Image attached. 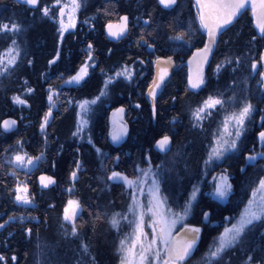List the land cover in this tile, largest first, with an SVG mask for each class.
Instances as JSON below:
<instances>
[{"label":"trees","instance_id":"1","mask_svg":"<svg viewBox=\"0 0 264 264\" xmlns=\"http://www.w3.org/2000/svg\"><path fill=\"white\" fill-rule=\"evenodd\" d=\"M55 3L40 0L31 7L19 0H0V23L21 25L18 33H0V51L4 42L15 39L19 48L21 43L19 59L0 74V120L8 115L19 120L15 131L6 133L0 128V256L4 257L0 264H120L122 229L114 228L110 221L128 205L130 190L107 177L113 170L135 175L148 162L157 167L161 189L173 208L180 209L198 186L187 222L208 232L200 233L194 253L184 264H204L225 216L238 212L264 178V157L247 161L251 153L264 152L259 138L264 130V79L260 75L264 65L255 71L251 68L264 53V36L257 35L249 7L218 33L205 62V83L192 89L188 54L194 47L204 49L208 37L199 17L194 18V0H177L168 8L158 0H82L78 17L82 26L64 36L60 35ZM46 6L48 16L41 11ZM126 14L137 24L134 32L110 40L105 24ZM178 35L188 38L181 56L174 41ZM144 43L151 45L148 57L142 54ZM89 49L95 66L81 85L67 88L60 74H73ZM159 56L172 57L174 68L153 98L148 89ZM123 63L133 64L132 78L120 76L108 84L109 98L92 111L91 139L73 135L78 100L98 93L104 79ZM218 64L222 65L219 70ZM49 85L61 88L54 107L47 99ZM209 96L224 103L197 121L194 112ZM13 97L26 103H16ZM245 102L254 111L245 121L237 149L221 161L206 164L225 118ZM49 107L52 117L41 131ZM115 109H123L119 114L127 131L124 141L120 138L118 143L112 139ZM165 135L171 143L161 151L156 143ZM17 155L41 159L25 167L15 162ZM77 163L80 168L72 180ZM212 169H224L230 176L232 192L225 204L208 192L206 172ZM41 176L52 177L55 183L45 188ZM18 183L28 186L32 204L15 201ZM70 199L79 201L82 208L75 221L77 235L63 219ZM205 213L218 224L205 223ZM248 256L253 260L248 261ZM214 264H264V220L254 222L241 241Z\"/></svg>","mask_w":264,"mask_h":264},{"label":"snow or ice","instance_id":"2","mask_svg":"<svg viewBox=\"0 0 264 264\" xmlns=\"http://www.w3.org/2000/svg\"><path fill=\"white\" fill-rule=\"evenodd\" d=\"M159 4L168 8L174 6L177 3V0H158ZM23 3L31 7H35L40 3V0H23ZM56 4H59V0H56ZM55 6V5H53ZM198 6V15L201 27L207 30L211 44L216 43V37L218 33H222L228 25L232 24L233 21L248 7H251L254 14L257 12V7L260 11L258 14L257 27L262 35H264V0H259L257 5L254 0H197ZM71 8V11L74 12L81 7L80 0H71V5L65 4L60 8L59 17H60V31L61 34L67 30V28L74 27V23H69L65 25L64 15L65 9ZM208 9L207 13L204 9ZM42 14L48 16L50 14L49 7L42 8ZM69 20H72L71 14H69ZM120 24L107 25V33L110 37L121 38L123 37L128 30V17H120ZM115 28V30H113ZM21 31V25L17 23H0V33H18ZM176 39H183V37H177ZM255 39V37L253 38ZM91 47V45H89ZM151 47V45H149ZM212 51L211 45H205L204 49H201L199 54L202 55L203 60L207 61L208 54ZM19 55V45L15 39L11 40L10 47L6 53V56L9 57L6 60L0 59V64L4 66L0 68V74H3L8 71L9 67L16 63V59ZM171 58H169L170 60ZM238 59V58H237ZM31 63V62H29ZM54 63V61H50ZM258 63L264 64V53L260 55L258 62H253L251 68L255 71L258 67ZM89 65L85 63L79 70V72L71 77L70 80L65 83H79L88 74ZM222 65H217V70H219ZM167 69L162 68L160 70V76L158 81H154V87L150 90L149 95L155 98L157 95V90L162 86L165 77L167 76ZM117 76H124L127 79L132 78V72L127 68V66L121 71L116 73ZM262 79H264V72L260 73ZM112 82V78L109 77L108 81L105 83V87ZM205 83L203 77L202 66L198 65L195 74L189 76V86L192 89H199ZM29 93L33 91L31 88L28 89ZM104 92H101V95H104ZM58 95L50 91L47 99L51 102L53 101V96ZM99 99V97H97ZM14 102L25 104L26 101L21 100L19 97H13ZM96 100L83 101L79 107L81 109L80 113V122L77 125V131L73 135H78L84 131V125L87 124V113L89 111V105L95 104ZM224 101L219 98H214L209 96L202 105L194 112V116L197 121H200L205 118V116L211 115V110L215 109L218 105H223ZM118 111H123L120 109ZM254 111V107L251 103H243L240 106L238 112H233L227 116L223 122V131L218 132L216 136V146L212 148L209 153L208 159L205 161L206 164H211L215 160H219L225 156L226 153H229L233 150H236L238 147L237 141L242 134V130L245 125V121L251 116ZM52 115V109L49 107V111L45 116L43 122L41 123V131H44L48 125L49 118ZM15 121L5 120L3 121L2 127L4 130H10ZM231 128L235 129L233 133L230 130ZM227 134L231 139H224V134ZM121 138V131H114L112 134L113 141H118ZM259 138L261 141H264V132H260ZM171 143V138L165 135L162 139L158 140L156 147L161 151H166L168 146ZM257 156H264V152L257 153L256 156H249L247 159L249 161L256 160ZM41 159V157H28L27 165H24L25 157L17 155L15 157V162L22 166L28 167L35 163V161ZM80 168L79 163H77V169L71 173V179L75 180L77 172ZM243 170V169H242ZM142 176L146 177L149 175V171L141 170ZM109 181L118 184H127L129 187L139 186V192L143 194L144 189L142 185L146 183L142 177H136L135 179H129L127 175H124L121 172L113 170L111 175L107 177ZM219 182L214 187V196L217 199H225L231 192L232 185L229 182V175L226 170L218 178ZM41 185L47 188L49 185L54 184L55 180L52 177L41 176L40 177ZM152 184L155 186L153 190L149 192V201L148 205L145 207L143 204H140L137 201L135 195L132 197V205L129 206V211L135 213L137 209H141L138 214V219L134 222L133 234L125 237L121 241V251L125 253L124 258L121 261V264H183L185 259L189 257L193 249L195 248L198 239L200 229L198 227L188 228L187 231L193 235L189 239L176 240L173 238V229L177 224L183 225V222L191 213L192 201L196 199V194L199 191L198 186H194L193 192L191 193L190 199L185 202V204L180 208L179 211H173L170 206H167V198L159 196V187L158 180L153 179ZM264 190V178L259 180V187L253 191L252 196L255 197L257 192ZM71 191V189H69ZM15 201L22 203L24 205H30L33 203L32 198L28 195V188L26 186H21L19 183L15 189ZM82 211L80 202L77 200H68L66 206L63 209V219L69 222L72 225V234L77 235L78 229L76 227V219ZM150 214L152 223L154 225H159V231L153 227V238L150 243L145 244L141 237L146 238V233L144 232V217L145 215ZM208 213H205L207 218ZM127 215H121L116 213L113 215L110 223L114 228H119L121 220H127ZM264 220V196L261 197L259 202L254 199L248 201V206L245 208L244 212L241 214L239 220L232 224L231 227L225 228L224 232L216 238V244L205 254L204 264H214V262L219 261L227 250L233 248L237 243H239L242 237L246 234V231L249 230L250 226L254 225V222ZM3 225H0L2 227ZM29 233L31 229L27 230ZM134 235L135 239L131 240L129 245L127 242L131 239V236ZM137 245H139V252H137ZM162 246V247H161ZM85 252H87V246H85ZM162 252L164 258H162ZM4 257L0 256V260H3ZM15 259V257H13ZM248 261H252L253 257L248 256Z\"/></svg>","mask_w":264,"mask_h":264},{"label":"rangeland","instance_id":"3","mask_svg":"<svg viewBox=\"0 0 264 264\" xmlns=\"http://www.w3.org/2000/svg\"><path fill=\"white\" fill-rule=\"evenodd\" d=\"M80 2H82V0H80ZM65 4L71 5V0H59V4H57L58 5V8H57L58 9L57 10V19H58V23H59V30H60V22H59L60 17H59V12H60V8L63 5H65ZM81 7H82V4H81ZM81 7L78 10L74 11V12L71 11V8L70 7L65 9V15L63 17L65 25H68L69 23H74V25L76 24V22L78 20V17H79V11L81 10ZM69 14H71V16H72V20L71 21L69 20ZM73 28L74 27H70V28H67V30H70V29H73ZM61 36H62V34H61ZM209 42L211 44V41H209ZM10 44H11L10 42H8V43H5L4 42V45L2 46V49L0 51V59H4L5 63H6L7 58H9V57L6 56V53H7L8 49H9V47H10ZM211 47H212V44H211ZM20 52H21V43H20V48H19V55H20ZM199 52H200V50L198 51V55H199ZM19 55H18V57H17L16 60L19 59ZM209 55H210V53L208 54V56ZM169 58H171V59L169 60ZM85 63H87L89 65V67H88V74H90V71H91L92 67L95 66V64H96V61H95L94 56H93V52L90 49H89V51H87V55L85 56L84 62L81 65H79V67L76 70V73L73 76H75L79 72L80 68L82 66H84ZM3 66H4L3 64H0V68H2ZM126 66H127V68L130 71H132V66H133L132 63H125V64L123 63V64H121L119 67H116L117 69H115V71L109 76V77L112 78V82L120 78V76H117L116 73L121 72ZM260 66H261V63H258L257 69ZM154 68H155V70H154V75L155 76H154L153 81L151 83V87H149V89H148V93L150 92V89H152L154 87V81H158V78L160 76V70L162 68L168 70L167 76L165 77L164 82L168 79V77L170 76V74L172 72V69L174 68V60H173L172 57H162V56H159V57H157L154 60ZM109 77H107L106 79H104L105 82L103 83V85H101V83H102V81H101V83H100L101 86L100 87L98 86L99 87L98 93H95V95L92 96V97H82V98H80L78 100V102L76 104L77 111H75V125H76V131H77V125L80 122V113H81V109H80L79 105L83 101H85V100H87V101L96 100V103L95 104H90L89 105V111L87 113V120H88V122H87V124L84 125V131L82 133L78 134V136L81 139L82 138L83 139H88V140L91 139V136H92L91 124H92V121H93L92 120V117H93L92 111H93L95 105H97L101 101L109 98L108 87H105V83H106V81H108ZM122 78H124V76H122ZM125 79H127V78H125ZM127 80H130V79H127ZM73 83H75V82H73ZM159 89L157 90V92L159 91ZM50 91L52 93H54V94H58V92H59L56 87H51L50 88ZM50 91H49V94H50ZM101 92H104L105 94L104 95H101ZM56 97H57L56 95L53 96V101H51L52 102V104H51L52 107H54V105L56 103ZM97 97H99V99H97ZM214 98H218V97H214ZM118 110L119 109L113 110V116L111 117V121L113 122L111 127H112V130H114V131H117L118 128L121 127L120 124H119V122L120 123H123V124L125 123V120H124L123 116L119 114V111ZM47 113L45 114V116L47 115ZM51 117H52V115H51ZM50 118H49V121H50ZM230 130L233 133L235 132V129L234 128H231V126H230ZM222 131H223V128H222ZM262 132H264V130ZM242 133H243V130H242ZM223 138L224 139H231L230 137L227 136L226 133L224 134V137ZM261 142H264V141H261ZM214 146H216V144H214ZM260 152H262V151L253 152L250 155H248L247 157H249V156H256V154L257 153H260ZM20 156L25 157L24 162H27V158L28 157H31V156L26 157L25 155H20ZM259 157H264V156H257V158H259ZM32 158L34 159L36 157H32ZM221 160H222V158L219 159L218 161H221ZM247 161L248 162H254L255 160L254 161H249L247 159ZM37 163H38V160L35 161V163L32 166L36 165ZM142 169L143 170H146V171H149V175L146 176V177L142 176V173H141V170ZM118 172H120V171H118ZM224 172H225L224 169H220V171H216V169H212V172L211 171L210 172L209 171L206 172V176H208L207 178H208V183H209V186H210V188L208 189V192L211 195L214 196V187L219 182L218 179H214V178H218ZM123 174L124 175H127L129 179H135L136 177H142V179L145 180L146 183H144L142 185V187L144 189L143 194H141L139 192V186L129 187L127 184H123L127 189L130 190V193H129L128 205H126V207H125L124 210H119V211L116 212V213H119L121 215H127L128 216V219L127 220H121L120 221L119 228H117L118 230H121L122 229V234H121V239H120V249H121V241L124 240L125 237L130 236V234H133L134 222L138 219V214H139V211L141 210V209L138 208L135 213L129 211V206L132 205V197H133V195L136 196L137 201L140 204H143L146 207L148 205V201H149V198H150L149 197V192L151 190H153V188L155 187L152 184V180L153 179H157L158 180V187H159V196L165 197V195H164V193H163V191L161 189V182H160V178H159L158 169H157L156 166H154L150 162H148V163H146V164L138 167L137 173L135 175H128L126 173H123ZM229 182L232 185L231 180H230V176H229ZM20 185L22 187L23 186H26L28 188V186L26 184H20ZM258 187H259V185L253 191H255ZM253 191H252V193H253ZM231 192H232V188H231ZM252 193H251V196H250L249 200L250 199H254L255 201L259 202L261 200V197L264 196V190H261V191L257 192V194H256L255 197L252 196ZM28 195H29V189H28ZM229 195L227 197H229ZM72 200H75V199H72ZM195 200H193L192 203ZM248 201H247V203L242 208H240L238 210V212H233V213L227 214L225 216V219H224V221L222 223L221 231L213 238V241H212V243H211V245H210V247H209V249H208L207 252H209V250L216 244V238L219 237L220 234L224 232L225 228L231 227L232 224L236 223L239 220L241 214L244 212L245 208L248 206ZM167 206H170L168 200H167ZM171 208L173 209V211H179L180 210V209L173 208V207H171ZM183 225L184 226H182L181 224H177L176 227L172 230L173 231V238L174 239L175 238H178V237L179 238L180 237L191 238V236L193 234L190 233L189 231H187V229L188 228H191V227H197V226H195V225L187 222V218L183 222ZM153 227H155L157 229V232L159 231V225H154L152 223L150 214L145 215V217H144V232L147 235H146V238L145 237H141V240L145 244L150 243L151 240H152V238H153ZM198 228H200V227H198ZM134 239H135V236L132 235L131 236V239L127 243L130 245L131 244V240H134ZM196 247H197V244H196L195 248L193 249V251L191 252V254L194 253ZM136 250H137V252H139V245H137V249ZM124 255H125V253L123 251H121V261L124 258ZM162 258H164L163 252H162ZM120 264H121V262H120ZM183 264H184V262H183Z\"/></svg>","mask_w":264,"mask_h":264},{"label":"flooded vegetation","instance_id":"4","mask_svg":"<svg viewBox=\"0 0 264 264\" xmlns=\"http://www.w3.org/2000/svg\"><path fill=\"white\" fill-rule=\"evenodd\" d=\"M250 9V8H249ZM193 10H194V18L196 19V21L198 20V17H199V15H198V7L196 6V4H195V0H194V6H193ZM250 12H251V9H250ZM126 16L128 17V30H127V32H126V34L125 35H127V34H131V33H133L134 32V26L135 25H137V24H135V25H133L132 23H136V22H134V21H131L130 20V17L126 14ZM120 17H122V15L120 16ZM120 17H119V19L118 20H115V21H113V22H108V23H110V24H113V25H119L120 24ZM107 23V24H108ZM107 24H105V26H104V32H105V35L110 39V40H113V41H116V40H121L123 37H121V38H119V39H117V38H113V37H110L109 35H108V33H107ZM82 26V22H79L78 20H77V22H76V24H75V26H74V28L73 29H70V30H67V31H64L63 33H62V36H64L65 34H67V33H69V32H71V31H73L74 29H76L77 27H81ZM91 27H92V25H91ZM81 30H82V28H81ZM113 30H115V28L113 29ZM60 35H61V32H60ZM133 35V34H132ZM177 37H183V39H176ZM177 37H175L174 38V41H175V43L177 44L176 46H177V48H178V50H179V54H180V56L183 54V43L184 42H186L187 41V37L185 36H183V35H178ZM141 40V42H143V39H140ZM210 39H209V36L207 37V44L208 45H211L210 44ZM144 45H145V47H144V49H143V51H142V54H143V56H145L146 55V57H148V55H147V52L150 50V47L148 46L149 44H147V46H146V43H144ZM83 49H85V48H83ZM198 48H196V47H194V48H192L190 51H189V54H188V69H189V76L190 75H193V74H195V72H196V70H197V66L198 65H201L202 66V71H203V77H204V75H205V70H206V68L203 66V61L204 60H200V58L202 57V55H198ZM93 56H94V54H93ZM168 57H170V56H168ZM203 58V57H202ZM94 59H95V56H94ZM96 60V59H95ZM205 63V62H204ZM194 65V66H193ZM195 67V68H194ZM76 73V71L73 73V74H71V75H68V76H66V75H64V73H61L60 75H61V77L63 78V84H64V86H66L67 88H73V87H76V86H78V85H81L82 84V82L87 78V76L89 75H87L85 78H84V80H82L81 82H79L78 84L77 83H65L66 81H68V80H70L71 79V77H73V75ZM51 87H54L53 85H49L47 88H48V90L50 91V88ZM57 89H58V91H60V89L61 88H59V87H56ZM120 126L121 127H119L118 128V130H121V131H123L125 128V126H123V123H121L120 124ZM119 141V140H118ZM118 141H115L116 143H118ZM147 161H149L148 159H147ZM129 190V189H128ZM225 200L226 199H223V200H220V202L222 203V204H225ZM203 220H204V222L205 223H208L209 224V226H213L214 224H218V220H215V221H212V220H210V218L207 216V218L206 217H204L203 218ZM193 225H195V226H197V227H200L199 229L201 230L200 231V233L201 232H208V231H206V230H204L203 229V227L201 226V225H197V224H193ZM200 233H199V239H200ZM199 239H198V242H199ZM198 242H197V244H198Z\"/></svg>","mask_w":264,"mask_h":264},{"label":"water","instance_id":"5","mask_svg":"<svg viewBox=\"0 0 264 264\" xmlns=\"http://www.w3.org/2000/svg\"><path fill=\"white\" fill-rule=\"evenodd\" d=\"M19 1H23V0H19ZM205 2H207V0H205ZM254 2L258 5L259 4V0H254ZM195 4H196V6H197V0H195ZM198 7V6H197ZM250 9H251V7H249ZM204 11L207 13V11H208V9H204ZM259 11H260V9H259V7H257V12H256V14H254L253 13V11H252V9H251V17H252V21H253V25H254V27H255V29H256V32H257V35L258 36H264V35H262L261 33H260V31H259V28L257 27V22H258V14H259ZM123 16H126V15H123ZM122 16V17H123ZM108 24H110V23H108ZM107 24V25H108ZM207 31V30H206ZM208 45V44H207ZM212 47H213V44H212ZM200 60H203V58L201 57L200 58ZM205 61H203V66L205 67V63H204ZM5 120H9V121H15L16 123H15V125H13L12 127H11V129L10 130H4L2 127H0L1 128V130L3 131V132H6V133H10V132H12V131H15L17 128H18V126H19V120L15 117V116H13V115H8V116H5L4 118H2L1 120H0V125H2V123H3V121H5ZM126 135H127V131L124 129L122 132H121V141H124V139L126 138ZM147 159L149 160V157H147ZM80 214H81V212H80ZM80 216V215H79ZM176 240H181V239H189V238H185V237H178V238H175Z\"/></svg>","mask_w":264,"mask_h":264}]
</instances>
